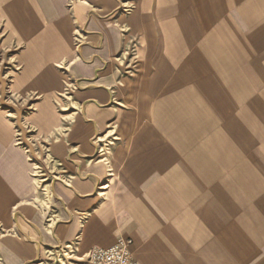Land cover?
Masks as SVG:
<instances>
[{
  "label": "crops",
  "instance_id": "1",
  "mask_svg": "<svg viewBox=\"0 0 264 264\" xmlns=\"http://www.w3.org/2000/svg\"><path fill=\"white\" fill-rule=\"evenodd\" d=\"M0 51L39 130L82 104L50 210L0 104V264H264V0H0Z\"/></svg>",
  "mask_w": 264,
  "mask_h": 264
},
{
  "label": "rangeland",
  "instance_id": "2",
  "mask_svg": "<svg viewBox=\"0 0 264 264\" xmlns=\"http://www.w3.org/2000/svg\"><path fill=\"white\" fill-rule=\"evenodd\" d=\"M9 56L10 54L7 51H0V104L5 105L10 116L18 121L19 142L32 151L31 158L37 164L34 175L39 184L42 197L45 199L43 207L50 210L52 203L47 201V198L50 197L49 195L52 192V183L57 180H65L66 176L61 161L52 154L51 148L54 144L64 141L66 130L70 131L72 124L75 123V117L82 111V104L76 102L69 90L65 91L61 94V97L67 102L59 100L57 105L58 112L63 119L62 126L50 133L39 130L26 117L37 107L36 103L40 100V96L29 94L20 97L11 92L7 86V81L9 82L10 79L7 77L13 74V62ZM7 73L9 74L7 75ZM3 74L5 75L3 76ZM109 140L108 138L104 140H99L98 137L93 138L95 145L104 146L105 152H107L106 145ZM105 156H107V153ZM96 158L97 154L93 156L94 160Z\"/></svg>",
  "mask_w": 264,
  "mask_h": 264
},
{
  "label": "built area",
  "instance_id": "3",
  "mask_svg": "<svg viewBox=\"0 0 264 264\" xmlns=\"http://www.w3.org/2000/svg\"><path fill=\"white\" fill-rule=\"evenodd\" d=\"M79 42V41H78ZM20 140L18 135L17 141ZM134 241L130 237H120L109 247L96 246L91 248L81 264H140L135 257L132 246Z\"/></svg>",
  "mask_w": 264,
  "mask_h": 264
},
{
  "label": "bare ground",
  "instance_id": "4",
  "mask_svg": "<svg viewBox=\"0 0 264 264\" xmlns=\"http://www.w3.org/2000/svg\"><path fill=\"white\" fill-rule=\"evenodd\" d=\"M103 187V186H102ZM102 189V188H101ZM103 189H104V187H103Z\"/></svg>",
  "mask_w": 264,
  "mask_h": 264
}]
</instances>
